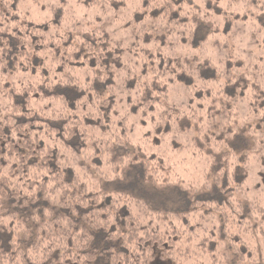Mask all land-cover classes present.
<instances>
[{"label": "trees", "instance_id": "obj_1", "mask_svg": "<svg viewBox=\"0 0 264 264\" xmlns=\"http://www.w3.org/2000/svg\"><path fill=\"white\" fill-rule=\"evenodd\" d=\"M16 2L0 0V264H264L248 183L264 176V4L141 0L120 47Z\"/></svg>", "mask_w": 264, "mask_h": 264}, {"label": "rangeland", "instance_id": "obj_2", "mask_svg": "<svg viewBox=\"0 0 264 264\" xmlns=\"http://www.w3.org/2000/svg\"><path fill=\"white\" fill-rule=\"evenodd\" d=\"M141 0H17L18 12L28 19L32 20L35 24H44L53 21L55 15H60L68 23L78 22L88 27H95L100 32H105L106 35L111 38L114 44L117 46H125V43L130 40L132 33L128 29L127 23L130 22L131 14L140 7ZM196 3H202L204 0H193ZM264 4V0H258ZM226 3L227 0H222ZM140 26L142 27L143 21H140ZM238 31L241 33H247L246 26L243 23H238ZM140 31V30H139ZM138 31V32H139ZM237 32V29H236ZM9 80L14 79L12 75L7 77ZM178 100L183 99V95L179 94L176 97ZM121 107H123L121 105ZM120 106L118 107V116L124 115L125 113L121 111L119 113ZM123 112V113H122ZM127 129L128 135L132 141L139 138L143 132V128L140 126L138 120H132L128 118ZM134 139V140H133ZM165 146H162V149ZM161 149V151H162ZM160 151V152H161ZM166 156L169 158V162L181 160L177 165L180 168H184L185 173L197 172V175L201 173L202 164L204 160L199 159L197 156H192L190 153L185 152L181 149L179 154H173L169 149L165 152ZM73 157L72 154L67 153V157ZM79 157L74 156L72 161L73 164L78 162ZM65 160H63V163ZM195 167L196 169H194ZM257 165H254L248 176V183L250 188L257 189L259 198L264 204V176L262 177L261 170H257ZM189 170V171H187ZM177 175H184L177 171ZM112 189V187H110ZM109 189V190H110ZM261 189V191H260ZM107 190V189H106ZM132 204H136L135 201ZM48 219V218H47ZM252 243L257 247L259 253L264 260V235H258L253 238Z\"/></svg>", "mask_w": 264, "mask_h": 264}]
</instances>
